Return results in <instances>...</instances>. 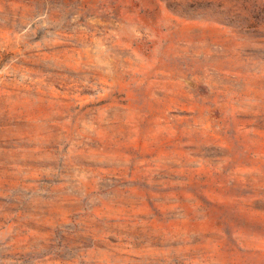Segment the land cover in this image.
Here are the masks:
<instances>
[{
  "label": "rangeland",
  "instance_id": "1",
  "mask_svg": "<svg viewBox=\"0 0 264 264\" xmlns=\"http://www.w3.org/2000/svg\"><path fill=\"white\" fill-rule=\"evenodd\" d=\"M0 264H264V0H0Z\"/></svg>",
  "mask_w": 264,
  "mask_h": 264
}]
</instances>
